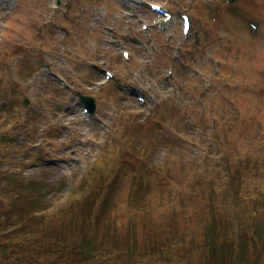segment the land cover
I'll list each match as a JSON object with an SVG mask.
<instances>
[{"label": "rangeland", "instance_id": "1", "mask_svg": "<svg viewBox=\"0 0 264 264\" xmlns=\"http://www.w3.org/2000/svg\"><path fill=\"white\" fill-rule=\"evenodd\" d=\"M62 1L64 5L55 12L50 0H0L2 90L6 93L7 99L14 101L20 113L28 115L30 125L37 124L36 132L24 138L27 140L26 149L19 151L25 157L28 155L32 157L27 161L25 180L28 178L40 183V190L46 194V200L48 199L55 206L59 203L62 205V201L68 200L69 193L65 189L66 175L75 191V195L67 205L83 206V210H87L91 208L93 197L100 193V188L95 187L98 179L100 178L101 181L104 176L110 174L104 173L102 167L108 166L101 161L111 162L112 154L118 151V147L115 148L114 137L126 153L127 146L135 154L140 148L147 147L149 157L142 163L136 162L138 168L133 165L138 176L133 178L127 169L128 173L120 167L117 168V164L110 167L113 173L108 178V189H102L99 194L102 198L99 201L102 205L104 197L109 195L108 199L111 197L113 204L109 210L108 220L103 221V224L100 223V226L109 225L113 235L112 240L114 239L117 244L125 242L126 245V241L131 239L130 233L133 228L130 226L133 225V235L136 237V245L139 249L141 247L140 253L146 252L150 245L164 243L169 245L166 246L168 251L174 254L181 253L183 262L191 258L193 261L189 264H202L196 257L198 250L203 247L204 234L207 235L204 227L212 231L220 228L231 229L229 232L232 240L237 242L239 239L232 220L234 202L226 195L222 198L218 197L221 193L217 192L219 226L214 227L215 222L210 224L206 219L207 197L210 190L203 187V182L200 184L199 179L189 181L202 173L204 183L212 180L219 189L226 188L230 179L231 184L241 181V185L253 184L264 191V37L254 35L244 17V13H253L256 9L258 11L256 14L263 16L257 17L264 18V4L260 2L258 4L259 0H240L233 6L227 7L224 0L206 4L196 0L195 11L192 10L195 27L201 32V45L209 44L205 46L206 48L213 50L214 47L225 46L224 54H227L237 46L244 52L245 46L250 45L251 42V47H246V58L240 64L238 62L240 65L238 67L241 68L236 70L244 79V73L249 75L247 81H250V84L246 81L245 85L249 84L248 86L253 88L240 92L238 88L236 90L233 86L224 84V81L228 84L227 80L233 84L234 77L225 78L221 73V80L218 79L217 82L210 80L212 68L206 58L202 57L204 56L202 50L201 52L196 50L191 42L184 43L178 32L173 41H168L165 31L154 28L158 32L154 40L155 44L151 46L154 48L152 52L144 51L136 44L130 43V30L133 31L134 37L145 41L147 39L145 34H142L141 22L130 17L129 10L120 4L121 1L119 3L115 0L100 2L70 0L69 10L65 7L68 0ZM152 1H159L176 15L181 10L179 4L185 2V0ZM213 4L219 6L213 10L211 7ZM136 10L139 11L140 20L153 23L152 21L156 19V15L148 8L142 7ZM66 11L68 14L64 17ZM230 12H235L237 15H232ZM177 19L179 20L178 17ZM56 23L66 27L65 34L56 29ZM173 23L168 29H176V21ZM37 26L42 27L40 31H36ZM262 32L264 33V29ZM155 33L156 31H150L149 34ZM221 37H224V42L218 41ZM117 39L130 50L132 59L130 64L124 61L119 49L110 45L112 40ZM172 44H181L183 54L191 51L189 58L186 55L185 65L198 72L195 79L191 77L192 73L189 69L181 68V60L171 61L170 56L175 53L171 48ZM235 54L240 57L238 50ZM83 62L86 68L82 65ZM42 63H48L51 71L61 75L68 85L96 97L99 104L96 118L106 120L108 115L114 114L112 110L116 107L117 114L110 124L107 135L100 130L98 124L95 123L92 128L85 124L80 105L77 103L78 99L73 101L69 91L64 90L53 77L42 70ZM230 65L232 64L228 62L225 68L229 71V75H232ZM93 66L113 69L116 75L122 77L130 86V95L120 92L117 88L112 90L114 86H107L108 88L106 87L102 92L97 91L96 83L103 81V74L93 71ZM168 66L175 68L173 80L178 85V89L173 90L172 93L166 91L162 82V75ZM201 77L207 79V82H203ZM89 79L92 80L89 82ZM236 82L238 83L237 79ZM132 88L145 90L150 98L156 100L155 113L149 119L145 118V111L132 95ZM186 89L187 93H185ZM201 92L205 93V97H201ZM236 95L246 96L247 103L242 102L241 105L238 102L233 103L234 107L244 109L245 113L243 112L242 116L237 109L234 112L231 109L232 105L227 102V98L236 99ZM258 95L263 99L258 98ZM25 99L29 100L27 107L23 105ZM221 100L225 106L219 104L217 107ZM198 101H204L210 108L215 107L218 119L217 130L211 131L209 126H206L205 116L198 108ZM182 116L184 122L181 120ZM173 117L179 119L173 121L170 119ZM200 120L202 124H199ZM52 131L55 132L53 139L54 147H57L55 149L49 147ZM126 134L132 135L131 139H126L125 144L122 139ZM39 137L47 138L42 147L36 145ZM215 137L224 148H227L233 140L239 144L237 155L234 157L235 163L237 156L255 151L254 158L258 159L262 171L258 174L244 165L241 169L240 166L236 168V170L240 169L239 171L220 166L222 156L218 152L215 155L209 152L217 148L214 144ZM88 140L90 146L86 145ZM90 151L91 156L88 157ZM205 152L207 157L210 156L209 160H205L206 163L203 161ZM125 155L123 153L121 157ZM131 157L134 161L138 159L137 156ZM93 164L96 167H93L95 166ZM125 168H128L127 165ZM150 168L154 169L153 177L147 175L146 170ZM118 172H122L120 176ZM187 175L188 178L185 179ZM140 176L149 180L151 191L144 189L149 195L144 194L137 198L140 200V205L135 210L130 207L132 198L130 190L131 187L138 185L134 179H140L146 185L144 179L138 178ZM86 183L88 187L84 186ZM232 187L235 188L233 184ZM105 193L107 196H104ZM250 199L253 198L250 197L248 200ZM263 208V205L254 208L249 202L248 205L241 204L237 209H243L241 210L245 212L243 218L251 221L247 217L253 216L254 210H257L256 214L262 213L264 216ZM56 215L57 213L53 218L60 217ZM246 225L244 231L247 230ZM108 231L103 229V232ZM99 235L102 237L101 232ZM246 235V238H240L238 251L256 264L260 256L258 259L255 258L258 249L253 243H259L250 239L248 232ZM183 237H187L186 242L183 241ZM262 238L264 242V236ZM232 243L228 244L227 240L222 242L221 239L217 241L223 254L219 264H231L230 261H234ZM260 260V264H264V253Z\"/></svg>", "mask_w": 264, "mask_h": 264}, {"label": "trees", "instance_id": "2", "mask_svg": "<svg viewBox=\"0 0 264 264\" xmlns=\"http://www.w3.org/2000/svg\"><path fill=\"white\" fill-rule=\"evenodd\" d=\"M252 171L259 174L261 169L257 168ZM2 174L4 175L3 181L10 176L7 173ZM15 177L13 180L20 187L22 183L17 178L19 176L16 175ZM240 182L237 185L233 183L234 187L236 185V187L241 188L240 191L236 187L233 188L232 191H236L233 192L235 199L251 197L256 198L254 202L256 207L264 204V191L262 189L253 184L242 185L241 187ZM15 186L8 185L5 188H0V197L11 204L12 212L18 218H26L28 223L26 226L16 228L11 232H7L9 230L5 226L0 227V264H181V253L174 254V252L168 251V248L165 250L167 253L163 252V243H158L156 248L151 249L153 256L148 260L146 253L140 254L137 247L134 251L129 250L125 245L117 244L114 239L112 240L113 235L109 225L107 227L99 226V223L102 222L103 224V221L108 220L111 205L102 210L98 225L97 222L88 223L86 214H83V210H81L73 214L61 212L56 225L41 227L44 219L41 216L40 218L36 217V213L45 209L42 206L43 199L41 200L45 194L40 195L39 186L37 188L30 185L23 195L21 194L18 198H9V191L19 192L18 189H14ZM77 214L85 217V221H78ZM6 217L7 220H10L13 216L7 213ZM7 225H10L9 221ZM103 229L109 231L103 232ZM100 232L102 237L99 235ZM212 233H210L212 235L209 236V239L204 237L203 245H205L206 239L212 241L208 259L210 258L211 264H219L217 241L221 239L225 242L230 237L226 231H224L226 236L222 232L220 233V230ZM258 235L264 236L262 216L259 220ZM236 262L237 264H244L246 260L240 254Z\"/></svg>", "mask_w": 264, "mask_h": 264}]
</instances>
